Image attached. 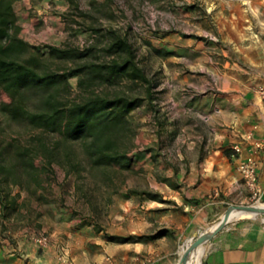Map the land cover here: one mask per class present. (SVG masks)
<instances>
[{
  "label": "rangeland",
  "instance_id": "rangeland-1",
  "mask_svg": "<svg viewBox=\"0 0 264 264\" xmlns=\"http://www.w3.org/2000/svg\"><path fill=\"white\" fill-rule=\"evenodd\" d=\"M262 5L263 0L15 2L19 36L30 46V54L38 58L39 70L67 75L68 87L65 90L58 88L54 93L56 99L78 102L88 97L117 93L138 95L144 100L127 116L133 134L128 171L117 167L107 170L91 168L80 143L71 147L75 161L79 162L76 172L68 171L65 165H49L42 156L35 157L41 189H36L32 183L27 186L3 185L10 196H18L20 214L27 210L21 204L28 205L31 221H3L7 228L1 231L0 225V243L15 244L23 239L41 249L30 239L32 236H48L62 231L58 235L65 241L68 231H78L79 228L91 237H99L100 242H108V237H124L125 234L113 233L123 224L114 217L142 210V207L151 205L145 198L161 194L160 181L167 173L166 168L159 169L157 165L165 162L167 150L196 147L201 135L211 133L206 121L208 114L198 104L203 94L194 93L189 88L202 85L203 71L208 72L209 78H214L209 72L220 67L222 52L226 49L224 39L233 32L231 20L241 13L245 19L252 20L250 8ZM114 36L125 38L133 48L137 64L144 68L154 85L151 98L146 97V86L139 81L117 80L110 84L93 79L87 73L90 65L109 63L118 56L108 49ZM47 47L58 48L63 53L52 55ZM45 96L47 94L28 95L29 108H41ZM9 102L10 97L0 89V104ZM190 103L194 108L189 107ZM30 135L23 131L21 141L26 145L34 144ZM55 138L45 136V141L51 144ZM58 149L62 156L64 145H59ZM104 173L112 179V184L105 179ZM244 193V198L231 203L201 233L208 231L229 208L264 205V198L254 202ZM138 196L140 199L136 198ZM96 212H99L98 217ZM15 214L12 213L11 218ZM246 221L264 226V213L234 219L223 228ZM8 231L16 236L11 237ZM198 235L181 238L175 249L176 260L184 254L183 251L186 252L180 247L187 246V240L191 238L194 242ZM88 246L91 251L96 249L94 241H88Z\"/></svg>",
  "mask_w": 264,
  "mask_h": 264
},
{
  "label": "crops",
  "instance_id": "crops-1",
  "mask_svg": "<svg viewBox=\"0 0 264 264\" xmlns=\"http://www.w3.org/2000/svg\"><path fill=\"white\" fill-rule=\"evenodd\" d=\"M250 11L252 20L242 13L231 20L233 32L224 39L220 67L209 72L214 78L203 71L202 85L189 88L203 94L198 104L208 114L211 133L201 135L196 147L167 150V159L157 165L167 173L160 181L161 194L145 198L151 205L115 215L123 224L113 233L132 240L100 242L99 237L79 228L68 231V239L63 241L58 235L62 231L53 232L48 234L49 244L41 249L23 239L15 244L0 243V264H60L56 260L60 242L69 246L74 264H102L105 257L118 264L142 260L178 264L174 254L181 238L202 234L214 217L244 198L239 161L257 160V182L264 191V119L258 95V89H264V0ZM256 143L262 147L256 149ZM90 240L96 243L94 251L88 246ZM205 245L201 264H264V226L254 222L229 224Z\"/></svg>",
  "mask_w": 264,
  "mask_h": 264
},
{
  "label": "trees",
  "instance_id": "trees-1",
  "mask_svg": "<svg viewBox=\"0 0 264 264\" xmlns=\"http://www.w3.org/2000/svg\"><path fill=\"white\" fill-rule=\"evenodd\" d=\"M17 1L20 0H0V89L10 97L9 103L0 104L1 231L7 228L3 221L16 223L31 219L28 205L21 204L27 210L25 214H20L18 196H10L3 185L27 186L32 183L36 189H41L40 173L34 165L37 156H42L49 165H65L68 171L76 172L79 162L75 161L71 147L80 143L91 168L107 170L117 167L128 171L133 134L127 116L144 100L138 95L117 93L88 97L78 102L56 99L54 93L58 88L65 90L68 87L67 75L39 70L38 58L30 54V46L19 36L20 27L13 6ZM47 48L52 55L63 53L58 48ZM108 49L118 56L109 63L90 65L87 73L93 79L110 84L117 80L139 81L146 86V97L151 98L154 85L144 68L137 64L128 41L114 36ZM40 94H47L41 108H29L28 95ZM21 131L31 134V140L35 143L26 145L22 142ZM45 136H54L56 140L47 143ZM61 144L65 147L62 156L58 149ZM104 177L112 184L108 174L104 173ZM12 213H16L13 218ZM98 213H95L96 217ZM131 240L107 238L111 243Z\"/></svg>",
  "mask_w": 264,
  "mask_h": 264
},
{
  "label": "built area",
  "instance_id": "built-area-1",
  "mask_svg": "<svg viewBox=\"0 0 264 264\" xmlns=\"http://www.w3.org/2000/svg\"><path fill=\"white\" fill-rule=\"evenodd\" d=\"M258 95L261 101L262 118L264 119V89H258ZM261 143H256L255 148L260 149ZM236 151H238L236 149ZM257 169L258 162L254 157H249L245 160H241L237 164V171L240 176L241 183L243 185L244 192L247 193L249 199L254 202H259L263 198L264 191L257 182ZM40 248H45L49 244V238L47 235H39L37 237L32 236L30 238ZM193 239L187 240L188 244H191ZM186 243V244H187ZM56 260L60 264H74L70 257L69 246L65 242H60L57 245ZM102 264H118L113 258L105 257ZM133 264H147V261H137Z\"/></svg>",
  "mask_w": 264,
  "mask_h": 264
},
{
  "label": "bare ground",
  "instance_id": "bare-ground-1",
  "mask_svg": "<svg viewBox=\"0 0 264 264\" xmlns=\"http://www.w3.org/2000/svg\"><path fill=\"white\" fill-rule=\"evenodd\" d=\"M264 212V205H260V206H253V207H249V209H242V208H231L229 211V219L230 221L243 217V216H250V215H254V214H262ZM224 215V214H223ZM223 215L220 217V219L210 228V230L206 233V235H210L211 231L214 230L217 226H219V224L222 222V217ZM206 243V242H205ZM205 243H202L200 245H198L197 247H195L194 249H192L190 252L191 254L187 257L186 259V263L185 264H199V260L201 259V257L204 255L205 251H206V245ZM180 247V249L183 250H187V248L189 247ZM179 249V250H180ZM181 253V252H180ZM184 253V251H183ZM194 257L193 260H191ZM179 261V260H178Z\"/></svg>",
  "mask_w": 264,
  "mask_h": 264
},
{
  "label": "water",
  "instance_id": "water-1",
  "mask_svg": "<svg viewBox=\"0 0 264 264\" xmlns=\"http://www.w3.org/2000/svg\"><path fill=\"white\" fill-rule=\"evenodd\" d=\"M242 209H249V207H238ZM231 208H229L222 217V222L217 226L214 230L211 231V234L208 236L206 234H199L197 238L189 245V248H187L186 252L179 258L178 264H185L186 259L189 255V252L197 247L198 245L207 242L212 236H214L217 232L223 229V227L230 222L229 219V211ZM264 213V212H263Z\"/></svg>",
  "mask_w": 264,
  "mask_h": 264
}]
</instances>
